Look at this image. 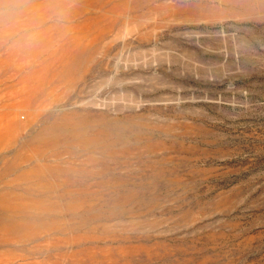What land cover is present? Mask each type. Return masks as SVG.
Instances as JSON below:
<instances>
[{
  "label": "rangeland",
  "instance_id": "rangeland-1",
  "mask_svg": "<svg viewBox=\"0 0 264 264\" xmlns=\"http://www.w3.org/2000/svg\"><path fill=\"white\" fill-rule=\"evenodd\" d=\"M0 264H264V0H0Z\"/></svg>",
  "mask_w": 264,
  "mask_h": 264
}]
</instances>
